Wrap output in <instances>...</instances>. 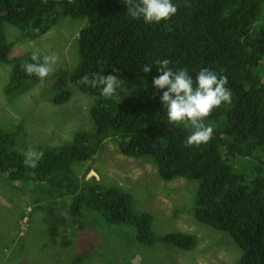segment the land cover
Returning a JSON list of instances; mask_svg holds the SVG:
<instances>
[{
  "label": "trees",
  "instance_id": "1",
  "mask_svg": "<svg viewBox=\"0 0 264 264\" xmlns=\"http://www.w3.org/2000/svg\"><path fill=\"white\" fill-rule=\"evenodd\" d=\"M172 3L178 9L174 16L146 24L128 15L123 0H0V63L14 64L6 94L26 92L37 76L23 70L31 53L11 60L13 45L3 22L32 39L63 18L87 20L77 35L79 62L70 82L93 98L89 116L94 123V130L75 132L61 147L43 149L35 168L26 167L24 154L14 149L19 129H0V175L11 184H44L52 189L51 196L63 198L57 202L51 197L43 221L52 238L62 235L64 246L69 245L67 228L76 236L86 225V215L94 212L108 225L132 226L140 245L192 250L197 244L193 235H157L152 216L134 208L130 193L104 187L95 178L74 176L72 163L91 161L113 138L122 155L152 159L163 180L196 181V221L231 238L241 252L238 264H264V35L259 34L264 32V0ZM160 59H169L174 71L187 68L193 78L205 67L227 76L231 103L214 108L205 118L214 129L207 143L187 146L190 129L168 121L160 102L163 90L152 85ZM145 67L150 71L144 72ZM94 73L141 77L147 99L106 98L90 83ZM70 96L63 90L52 101L62 104Z\"/></svg>",
  "mask_w": 264,
  "mask_h": 264
},
{
  "label": "rangeland",
  "instance_id": "2",
  "mask_svg": "<svg viewBox=\"0 0 264 264\" xmlns=\"http://www.w3.org/2000/svg\"><path fill=\"white\" fill-rule=\"evenodd\" d=\"M86 25L83 18H63L46 34L31 39L19 28L2 23L6 38L13 45L11 60L21 59L34 48L42 54L55 52L59 56L56 72L45 79L36 77L24 93L6 94L14 64L0 63V129H19L15 150L25 154L34 149L40 154L43 149L59 148L71 141L75 132L94 130L89 116L93 98L70 82V74L79 62L77 35ZM259 34L263 36L264 32ZM120 79L123 85L117 89L116 100L147 99L141 77ZM63 90H69L71 96L57 105L52 98ZM71 169L76 178H95L104 187L130 193L134 208L152 216V229L157 235H193L196 246L185 251L162 243L140 245L134 240L132 226L108 225L94 212L86 215V225L76 236L69 235L67 228L69 245L64 246L62 235L52 238L43 221L44 208L49 206L51 197L57 202L63 198L56 193L51 196L48 191L52 189L44 184H11L0 175V264L239 263L241 252L231 238L194 218L196 181L183 177L163 180L152 159L122 155L113 138L104 142L91 161L74 162Z\"/></svg>",
  "mask_w": 264,
  "mask_h": 264
},
{
  "label": "clouds",
  "instance_id": "3",
  "mask_svg": "<svg viewBox=\"0 0 264 264\" xmlns=\"http://www.w3.org/2000/svg\"><path fill=\"white\" fill-rule=\"evenodd\" d=\"M123 2L132 19H142L146 24H159L162 20H169L178 11L172 0H123ZM30 60L31 62L23 65L25 73L45 79L56 72L55 65L59 56L55 52L42 54L39 49L34 48ZM169 64V59L158 60V75L152 80L154 89L163 90L160 102L167 113L168 121L178 126L183 123L190 129L185 138L187 146L207 143L211 140L214 129L211 124L204 123L205 118L214 108L231 103L232 93L226 87L228 78L206 67L201 68L193 78L187 68L174 71ZM143 71L147 73L150 68L145 67ZM113 73L118 74L119 69L113 68ZM117 74L94 73L90 83L106 98L118 96L117 89L122 87L123 81ZM84 79L87 80L88 77ZM39 159L40 154L36 150H28L24 154L23 164L35 168Z\"/></svg>",
  "mask_w": 264,
  "mask_h": 264
}]
</instances>
